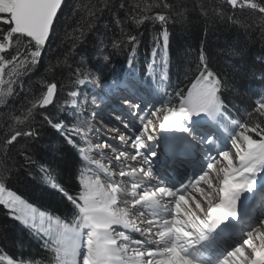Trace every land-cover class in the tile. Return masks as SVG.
<instances>
[{
    "label": "snow or ice",
    "instance_id": "1",
    "mask_svg": "<svg viewBox=\"0 0 264 264\" xmlns=\"http://www.w3.org/2000/svg\"><path fill=\"white\" fill-rule=\"evenodd\" d=\"M64 4L65 0H0V84L5 83L3 75L6 66L13 68V71L6 74L15 76L18 80L24 73L31 72L43 62L46 49L58 39ZM136 7L138 9L139 5ZM153 8H159L161 11L153 16L150 14ZM85 10L90 17L88 28L96 32L101 31L97 22L103 16L116 13L115 24L120 26L121 11L129 14L132 12L127 0H118V3L116 0H97L96 4L87 5ZM141 16L153 23L159 21L162 26L169 25L170 21L183 24L190 18L203 19L208 31L217 23L228 24L237 30L242 29L245 34L258 28L260 41L264 44V0H158L155 5L146 7ZM133 19L137 24L142 23L136 16H133ZM110 25L111 21L105 27ZM120 30L123 37V27ZM102 35L106 37L107 33ZM161 35L163 44L161 45L156 37L153 38L156 46L148 54L146 65L147 76L153 77L154 92L164 97L168 95L166 85L170 63V33L167 27ZM65 36L68 34L65 33ZM72 43L75 45L76 39H73ZM139 44L138 36L129 35L127 44L121 38L112 41L111 47L116 49L130 45L131 52L128 54L127 63L132 67L136 63ZM106 48L107 45L101 40L94 49L97 60L103 64L111 62L110 54H105ZM222 51L226 57L244 56L243 49L235 45H228ZM81 59L84 60V57ZM257 59L261 61V66L253 67L248 75L259 81V94L255 100L249 96L248 108L251 110L245 109L247 119L243 122L228 114L230 109L221 99L224 92L237 90L229 72L209 70V60L203 50L195 69L199 74L193 73L194 79L190 81L191 87L188 88L187 94L184 91L177 93L178 107L172 103L174 98H170L160 108L149 107L143 111L139 110V105L129 104L139 116L141 126L131 136L119 135V141L125 145V150H120L116 155L117 147L110 143L97 147H112V166L115 168L119 165L120 176L130 178L131 189L127 190V195L131 200L125 201L131 205L130 210L113 209L121 186L112 180L111 176L108 177L109 182L105 188L99 178L93 179L81 173L80 191L77 196H73L54 178L57 173L55 158L60 155L59 150H53L51 162L36 159L33 146L48 128L59 132L65 142L75 149L78 145L73 137L80 136L81 140H85L88 136V132L81 130V124L86 123L81 121L83 113L76 111L80 106L81 91H69L70 101L66 100L63 105H57L58 113L75 114L76 122L69 127L64 119H58L48 109L47 106L53 103L58 85L47 83L46 91L30 100L26 130L9 123L0 135V213L8 220H15L45 238L42 247L48 251L39 264H44V260L47 264H193L189 250L197 245H206L210 253L219 251L224 245L223 230L230 228L229 218H235L237 215V201L241 193L252 191L257 174L264 172V55ZM96 67L99 68V65ZM231 71H236L233 65ZM100 73L99 70L85 73L78 67L74 83L81 88L89 87L91 75L97 80L100 88L106 87L108 92L120 90L119 81L106 85L104 80L99 78ZM157 73L159 79H155ZM14 83L9 79L5 84L7 90H0V105L3 108H8L9 100L16 95ZM236 94L240 95L241 92L237 91ZM88 98V95H83L85 108L88 106ZM91 98L93 104L102 102L97 95H92ZM39 109H43L38 112L42 119L36 121L33 113ZM199 113L207 114L213 122L217 117L222 119L221 127L227 132L229 142L235 149L234 157L230 156L228 150H220L217 152L220 159L206 157L207 165L203 172L189 176L187 182L179 187L166 186L154 175L145 148L153 140L158 124L160 129L178 127L191 138L172 145L170 155L174 157L180 152H190L195 143L199 142L196 125L192 124L190 118ZM8 115L10 119H17L12 116L11 111ZM151 117H155V121ZM182 121H187L190 127L182 125ZM252 132L261 139H253L250 135ZM21 139L24 143H21ZM207 142L214 143L213 137L209 136ZM129 144L132 151L128 150ZM78 151L87 159L85 149L79 148ZM89 163L102 167L99 161ZM37 167L46 177L44 184L66 197L74 208L78 209V215L71 222L64 223L59 217L47 216L46 212L40 211L38 207L26 203L25 198L15 190L13 182L18 172L24 169L30 176ZM213 171L218 181L215 188L210 178ZM204 185H207V190ZM168 205L173 206L170 216L158 215L156 219H149L146 213L141 211L162 208L167 213ZM129 211L139 214V225L135 220L127 218ZM259 223L264 224V219ZM45 224L48 225L47 228ZM114 226H120L128 232L117 231ZM7 227V223L0 222V236ZM130 233H138L143 239ZM150 236L154 238H149ZM153 245L156 246L155 250ZM245 246L250 249L247 255ZM3 252L4 250L0 249V261H6V264H38L34 259L13 262ZM206 264H264V232L249 234L241 244L231 250L214 259L210 256Z\"/></svg>",
    "mask_w": 264,
    "mask_h": 264
},
{
    "label": "trees",
    "instance_id": "2",
    "mask_svg": "<svg viewBox=\"0 0 264 264\" xmlns=\"http://www.w3.org/2000/svg\"><path fill=\"white\" fill-rule=\"evenodd\" d=\"M116 2L118 3V0ZM127 2L132 12L129 14L123 10L121 11L119 19L122 21V24L120 26L115 24L116 13H112L111 16L105 15L97 22V26L101 31L96 32L94 30L90 31L88 28L90 17L85 8L89 4H96L97 0L66 1L61 11V25L63 27L58 28L60 38L58 44L54 46L53 53L50 54L51 59L53 57L55 61H53L54 64H50L48 67L55 68L58 65L64 68L62 72L64 81L61 84V92H69L76 86L74 83L76 74L72 70V63L65 60L68 57L74 56L73 53L78 49L85 52V66L89 68L93 67L91 70L101 71L100 79L105 80L108 77L118 75L122 65H126L127 68L142 74L144 68L147 66L148 54L156 46L153 38L156 37L160 42V32L161 30L164 31V28L167 27L170 33L168 47L170 63L167 69L168 83L166 85V92L168 95L166 96L169 99L174 98L172 100L173 104H178L179 97L177 93L180 91H184L185 94L187 93L188 88L191 87L190 81L194 79L193 73L195 75L199 74L195 72V69L199 62L200 52L203 50L209 60V70L218 72L228 71L231 81L237 87V90H232L231 93L224 92L221 96V99L228 106V109H230L228 114L242 122L247 119L245 109L251 110L248 108L250 103L248 98L250 96L253 100L257 99L256 96L259 94L260 89L259 81L248 75L253 67L261 66V61L257 57L264 55V44L260 41V31L258 28L251 29L245 34L242 29L237 30L228 24L217 23L212 27L211 31H208L203 19L196 20L194 18H190L183 24L180 22L172 23L170 21L169 25L162 26L159 21L153 23L151 20H144L141 16L146 7L155 5L158 0H127ZM66 4L68 5L66 6ZM136 5H139L138 9ZM158 11H161V9L153 8L150 14L154 16ZM133 16L142 20V23L137 24ZM64 21L66 23H63ZM110 21V27L106 28L105 25H108ZM121 27L124 29L123 37L120 30ZM81 32H83V35H81ZM104 32L107 33L106 37L102 35ZM65 33L68 34L67 37ZM129 35L138 36L140 39V44L137 46L136 63L132 67H129L127 63L128 54L131 52L130 45L116 49L111 47L112 41L120 40L121 38L127 44V37ZM73 39H76L75 45L72 43ZM101 40L107 45L105 54H110L111 62L108 64L98 61L94 52V49L100 44ZM228 45H235L237 48L243 49V58L238 56L226 57V54L222 50ZM113 53L115 54L113 55ZM64 64H67V66L65 67ZM97 65H99V68L96 67ZM231 65L236 68L235 72L231 71ZM11 71H13L11 66L5 67V83L1 84L0 90H7L5 84L9 79L14 81V76L10 77L6 74ZM156 76L159 79V73ZM37 84L38 81L32 83L30 91L26 93L27 97L20 93L16 94L18 98L15 100L14 98L10 99L8 108H3L0 105V135L3 134L2 130H6L9 123L13 126L25 128L28 120L27 109L30 108V100L38 96ZM237 91H240L241 94L237 95ZM9 111L17 119H10L8 115ZM56 117L60 118V113ZM250 135L257 141L261 139L255 132L250 133ZM42 144L43 141L39 139L38 143L34 144L33 147L36 159L44 162L40 157V152L37 151ZM73 153L70 151L68 153L69 156L66 155L68 160L66 157L61 158L59 161L55 159L57 173L54 174V178L55 181L63 184L71 195L77 196L81 188L79 181L83 162L81 158L76 155L75 157ZM52 159L53 156H50L45 162H51ZM45 180L44 173L40 172L38 167L34 170L33 175L30 176L27 175L26 170L21 169L13 182V186L15 188L23 186L24 183H29V181L32 182L39 193L46 191L47 197L39 198L37 195L30 197L21 194L25 198L26 203H29L32 207H38L40 211L46 212L47 216L59 217L64 223L71 222L78 215V209L74 208L66 197L64 198L55 189L50 188L48 184H44ZM0 222L8 224L3 235L0 236V249L4 250L3 254L13 262L20 261L21 259L26 261L34 259L39 264L42 257L48 251L42 247L45 238L33 233L15 220H8L2 213H0ZM44 226L48 227L47 224ZM0 264H6V261H0ZM44 264H47L46 260H44Z\"/></svg>",
    "mask_w": 264,
    "mask_h": 264
},
{
    "label": "bare ground",
    "instance_id": "3",
    "mask_svg": "<svg viewBox=\"0 0 264 264\" xmlns=\"http://www.w3.org/2000/svg\"><path fill=\"white\" fill-rule=\"evenodd\" d=\"M126 75L128 74L126 73ZM123 79L124 78L119 79V82L125 80ZM126 79H128V81H131L129 77H127ZM83 89L86 90V87ZM87 90L89 89L87 88ZM153 94L156 93H153V91H150V89L147 88L144 89V86L139 84L136 79L134 83H123L122 85H120V90L118 92H108L106 87L103 88L101 94H97L94 92V95H97L101 99L103 103L102 107H107L110 109H118L120 108L121 98L122 100L135 99L142 104V111L145 108H149V107L160 108L161 106L164 105V102H162L161 100H157V98L151 99ZM87 107H92V106L91 104H88ZM121 107L124 106L121 105ZM77 110H81V105L79 106V108H77ZM200 114L201 113L195 114L190 118L192 120V124L196 125L195 131L196 133L201 135L208 133L211 134V137L214 138V143L205 144L206 147L201 148L200 144L194 142L195 146L191 150L192 156L174 157L172 158L171 161L168 162L164 157H160L158 155L156 160H154L155 166L152 167L153 173L161 183H163L164 185L166 183V186L173 188L179 187L181 184L187 182L189 176H195L197 174H200L206 169V165H207L206 157L213 156L216 159H220V157L217 155V152L220 150H228L230 156H233L232 149L234 151L235 149L231 147L230 144H228V142L225 143V141H229V139L223 134L217 132V128L210 123V120H208L209 118L207 114L202 113L201 116ZM84 115L85 114H83V116L81 117V120L84 119ZM102 116L104 123H106V125L118 129V126H115V123L112 120H110V117L107 118L106 115L103 114ZM151 119L155 120L156 118L151 117ZM92 123L86 122L84 125L81 126L82 132H88V136L85 139V143H83L87 147V149L85 148V146L84 148L87 151H89L88 154L92 157L93 161H99L100 166L102 167H98L94 163L95 164L94 168L95 170H97V172L102 174L103 177H105L106 181H109L108 179L109 176L112 177L116 175L117 178L114 181L117 182L120 186H124V184L126 185V189L122 191L123 194L122 197L117 199L116 210L117 211L121 209L130 210L131 205L125 203L126 199L129 198L131 200V197L127 195V190L131 189L130 178H122L119 172L118 174H116V172L112 171L113 168L112 164L114 163L113 160L114 153L112 151V147H102V148L97 147L98 145H104L105 143H110L113 147H117V152L115 154L118 155V152L120 150H125V145L121 144L119 138L115 135L109 136L108 137L109 139H105L104 138L105 135L100 133V130H102V126L98 123L96 125H92ZM120 129H122V127ZM122 130H119L120 133L119 135L131 136L133 132H137L139 130V127L133 126V132L131 134H126L124 130L123 131ZM184 138H186V134ZM215 140H218L219 144L216 143ZM202 141L203 140H201V142ZM214 144L216 145V147L221 149H216L214 147ZM128 150L132 151V149H130V144L128 146ZM129 163H135V162L129 161ZM210 178L213 182V187L215 188L218 181L216 178V173L214 171ZM125 180L128 183H126ZM204 187L207 190V185H204ZM141 191L143 190L141 189ZM252 191H250L251 193L250 195H246L249 191H245L241 193V196L238 199V202H240V200H243V198L247 196L249 199L252 198L251 200H254L253 204L251 205V211L248 214V215L251 214L252 216H250L246 221L240 222L239 224L241 229L243 228L247 229L246 236L244 237L245 232L242 233L241 231V236L239 238H237L232 242H229L230 243L229 245L223 246V248L220 249L219 251L211 252V253L209 252L206 245H197L196 247L189 250V256L193 260V264H206L210 256L211 258L214 259L219 255H222L224 252L231 250L233 247L241 244L243 242V239L247 238L249 234L264 232V224L259 223L261 219H264V172L257 174L256 184ZM167 207H168L167 213H165L162 208H158L154 210L142 209L141 211L145 212L149 219H156L158 215L170 216L173 206L168 205ZM138 215H139L138 213L129 211V215L127 218L135 220L137 225H139L140 221L138 219ZM114 227L117 229V231H125L126 233L128 232V230L123 229L120 226H114ZM131 235L143 239L142 237H139L138 233H132ZM257 243H259V241H257ZM152 247L153 250H155L156 246L153 245ZM245 248L247 249V246H245ZM249 251L250 249H247L245 255H247Z\"/></svg>",
    "mask_w": 264,
    "mask_h": 264
},
{
    "label": "rangeland",
    "instance_id": "4",
    "mask_svg": "<svg viewBox=\"0 0 264 264\" xmlns=\"http://www.w3.org/2000/svg\"><path fill=\"white\" fill-rule=\"evenodd\" d=\"M67 5L68 4H66V6ZM62 27H63V25L60 26V28H62ZM162 32H163V30H161L160 33H162ZM59 38L60 37L58 36V39L55 40L50 45V47L48 49H46V52L44 54V60H43V62H41L31 72L24 73L18 80H17V77L14 76V82H15L14 83V87L16 89V94H19L20 93V94H23L25 96H26V93H28L30 91L31 86H32V83L35 82V81H38V84H37V93H38V96L41 94V92L46 91V84L47 83H55V84H57L58 85V87H57V93L54 95L53 103L51 105H48L47 106L48 109L52 112V114L54 116H57V114H58L57 105H63L66 100H69L70 101V99H71L68 96V93H69L68 91H67L68 93L67 92L64 93V92H61L60 91L61 90V84L64 81L63 76H62L63 75L62 72L64 71L63 70L64 68L61 67V66H58V65L55 68L54 67L53 68H48L50 64H54L53 61H55V60L53 59V57H52L53 60L51 59L50 54L53 53L54 46L56 44H58ZM160 40H161L160 41V44L162 45L163 44V37H162V35H161V39ZM51 48L53 49L52 51H51ZM84 53H85L84 50L82 51V50H79L78 49L75 53H73L74 56H72L70 58L68 57L65 60V61H70L72 63V66L71 67H72V70H74L75 74L77 72L78 67L82 71H84L85 73H88L93 68V67H90L89 68V67H87V66L84 65L85 58H86L84 56ZM114 54L115 53H113V55ZM82 57H84V60L81 59ZM113 57H115V56H113ZM64 65H65V67L67 66V64H64ZM124 66L125 65H122L121 66V69H123ZM121 72H120L121 74L119 75L120 77H118V80L117 81H119V79H121V78H124L125 80L123 79L124 81L119 82L120 85H122L123 83H134L135 79H137L139 81V83H141V85H142V82L146 83L148 85V87L150 88V91H153V93H155L154 90H153V84H152L153 77L147 76L148 75V72H147L146 68H145V73L142 74V75L136 74V73H133V72H127V70H122ZM126 72H127L128 75H126ZM90 77H91V75L89 76V79H91ZM127 77H129V78L130 77H133L135 79L130 78L131 81H128V79H126ZM5 78L6 77L3 75L4 82H5ZM155 79H158V78L155 77ZM114 81H116V79ZM112 82L113 81H111L110 83H112ZM110 83H107V84H110ZM0 89H1V84H0ZM144 89H146V87H144ZM81 94H83V93L81 92ZM16 98H18V97L15 95L14 100ZM156 98H157V100H161L162 102H164V104H165L166 101L169 100V98L167 96L162 97L159 94H157V95L156 94H153L151 99H156ZM178 104H177V107H178ZM30 107H31V104H30ZM40 111H43V109H39V110H37V112L34 113V117H35V120L36 121H40L42 119V117L38 114V112H40ZM76 111L79 112V110H77V109H76ZM201 115H202V113L200 114V116ZM60 117H61V119H64L66 123H68L69 127H71L72 124L76 122L75 114L72 115L70 113H66L65 112V113H60ZM219 119H221V118L219 117ZM81 121L83 122V120H81ZM221 121H222V119H221ZM84 124L85 123H82L81 126L84 125ZM92 125H95V124L92 123ZM219 129H221V128H219ZM54 131H53V129L48 128L46 131H44L43 135L39 138L41 141H43L42 146H40L38 148V150H37L41 154L40 155L41 159L45 162L46 159H48L50 156H53V150H59L60 155L57 156L55 159L57 161H59L61 158H65L66 157V159L68 160V157H67V156H69L68 153L70 151L72 153L75 151L73 153L74 156L76 155L77 157H83L84 158V161L86 162V164H87V166L89 168V169H87L86 174L84 176H86V177H92L93 179L99 178L101 185L103 187L107 188V184H108L109 181H106L105 177H103L102 174H100L99 172H97V170H95V168H94V170L92 169V167H95V164L94 163H89V161H93V160L90 158V156L88 154L89 151L86 150L87 147L83 144V143H85V140H81L80 136H74L73 138L76 140L77 145H78V148L75 149V148H73L72 146L68 145L65 142L64 137L62 135H60L59 132H57V131L54 132ZM100 133L103 134V135L106 134V132L103 130V128H102V130H100ZM224 134L228 136V134H227L226 131H225ZM114 139H115V137H114ZM23 142H24V140L21 139V143H23ZM227 142H228V144H230L229 141H225V143H227ZM84 146H85L86 149L84 148ZM230 146L232 147L231 144H230ZM214 147L216 149H221V148L216 147L215 144H214ZM79 148L85 149V153H86L87 159H85L84 156H81L79 154V151H78ZM222 166L223 165H221V167ZM113 168H112V171L113 172L118 173L120 171V167L119 166H116V168H114V169ZM112 180H116V177L112 176ZM126 183H128V182L126 181ZM125 189H126V185L124 184V186H121V191L122 190L124 191ZM15 190L18 193H20V194H25V195L30 196V197L36 196V195L39 198H45V197H47L46 191H42L41 193H39L38 190H37V188L34 187L33 183L30 182V181H29V183H24L23 186L15 187ZM120 195H123L122 192L118 193L117 199H119ZM126 200H130V199L128 198ZM113 209L116 210V207H113ZM149 238H151V237H149Z\"/></svg>",
    "mask_w": 264,
    "mask_h": 264
},
{
    "label": "water",
    "instance_id": "5",
    "mask_svg": "<svg viewBox=\"0 0 264 264\" xmlns=\"http://www.w3.org/2000/svg\"><path fill=\"white\" fill-rule=\"evenodd\" d=\"M65 2H66V0H65Z\"/></svg>",
    "mask_w": 264,
    "mask_h": 264
}]
</instances>
